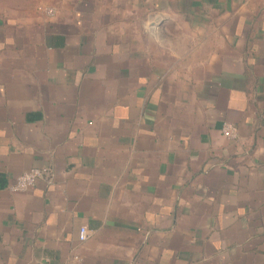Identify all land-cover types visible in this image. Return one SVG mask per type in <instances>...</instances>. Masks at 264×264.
I'll return each instance as SVG.
<instances>
[{
  "label": "crops",
  "instance_id": "obj_1",
  "mask_svg": "<svg viewBox=\"0 0 264 264\" xmlns=\"http://www.w3.org/2000/svg\"><path fill=\"white\" fill-rule=\"evenodd\" d=\"M67 3L0 21V264H264V0Z\"/></svg>",
  "mask_w": 264,
  "mask_h": 264
},
{
  "label": "built area",
  "instance_id": "obj_2",
  "mask_svg": "<svg viewBox=\"0 0 264 264\" xmlns=\"http://www.w3.org/2000/svg\"><path fill=\"white\" fill-rule=\"evenodd\" d=\"M54 10L49 8L46 11L47 16H53ZM221 134L228 140H236L237 130L230 123H223L221 128ZM52 172L49 168H32L22 174H20L8 187V190L12 193L26 192L32 189L38 181H43L46 185H52ZM88 237V233L85 229H81L78 235V241L80 243L85 242Z\"/></svg>",
  "mask_w": 264,
  "mask_h": 264
},
{
  "label": "rangeland",
  "instance_id": "obj_3",
  "mask_svg": "<svg viewBox=\"0 0 264 264\" xmlns=\"http://www.w3.org/2000/svg\"><path fill=\"white\" fill-rule=\"evenodd\" d=\"M69 1L74 0H0V21L8 16H24L26 14H45L47 9H57L68 6ZM101 1V0H95ZM144 1V0H139ZM174 1V0H166ZM137 16H141L143 10H138Z\"/></svg>",
  "mask_w": 264,
  "mask_h": 264
}]
</instances>
